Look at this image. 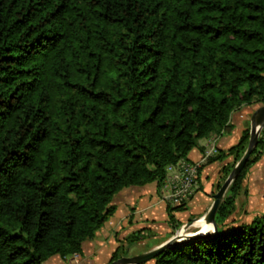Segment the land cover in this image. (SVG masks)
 <instances>
[{"label": "trees", "instance_id": "1", "mask_svg": "<svg viewBox=\"0 0 264 264\" xmlns=\"http://www.w3.org/2000/svg\"><path fill=\"white\" fill-rule=\"evenodd\" d=\"M252 103L264 104V0H0V264L81 254L120 190L160 189L168 165ZM249 130L197 180L204 165L239 158ZM263 150L264 127L217 231L153 264H264V214L226 223ZM186 205L167 203L174 229Z\"/></svg>", "mask_w": 264, "mask_h": 264}, {"label": "crops", "instance_id": "2", "mask_svg": "<svg viewBox=\"0 0 264 264\" xmlns=\"http://www.w3.org/2000/svg\"><path fill=\"white\" fill-rule=\"evenodd\" d=\"M237 113L238 111H235L230 119L231 134L235 133L236 135H238L239 132L242 131V129L244 128V124L248 119L246 112L245 114L236 117ZM211 139H213L215 145H218L219 140L222 141V144H224L226 137H221L220 135H211L206 139L200 140L199 143L204 147V145L209 143ZM200 157L201 151L197 147L193 148L187 155V158L192 161H197L200 159ZM203 176L204 169L199 173L200 186H196V190L190 200L187 202L186 208L190 207V205L195 201L194 197L196 196V194L200 192V190H202L203 193L201 192L200 199H196L198 205L191 206V208L187 210V213L183 216V218L192 216L200 217L201 215H204L213 201L214 194H210L205 189L206 186H201L204 183L202 179ZM199 178L197 182L199 181ZM112 204L115 206V211L112 216L104 223V225L97 231L95 235L97 238L96 241H94L95 237L91 240L85 241L83 243L82 253L78 254L77 258H73V256L62 258L59 255H53L45 261V264H65L66 261H68L69 263L75 261L78 264H96L94 263L93 258L96 257L97 252L101 248H105V243L108 240L112 239L110 238L112 236L111 231L118 230L122 227L124 228L122 230L123 233L120 238H125L131 232H134V230H139L141 228H145L141 231V235L143 236L144 234L147 235V232H149L150 234L153 233L155 241L147 248H145L142 252L138 253H143L150 249H153L169 239L171 235L169 233V227H165V220L167 219L168 215L166 208L167 204L164 200L161 199L160 189L158 188L156 182L147 183L142 186H130L123 188L114 196ZM157 224H159L161 230L157 228ZM192 225L200 227L199 230L211 228L210 224L201 220L195 221L190 226ZM199 230H196L194 232H197ZM145 243L146 242H144V244ZM117 245L118 243L115 240H110V250L103 252V254H105L106 256L105 258H103V260H101L99 264L107 263L111 256V253L117 247ZM124 255L126 256L129 254L125 253L122 256Z\"/></svg>", "mask_w": 264, "mask_h": 264}, {"label": "rangeland", "instance_id": "3", "mask_svg": "<svg viewBox=\"0 0 264 264\" xmlns=\"http://www.w3.org/2000/svg\"><path fill=\"white\" fill-rule=\"evenodd\" d=\"M264 104L262 103H252L250 105L242 106L240 109L236 110L238 113L236 114L238 116H241L242 114H247L248 119L246 120L244 124V128L250 129V122L254 115V113L257 111V109ZM233 115V114H232ZM241 131V132H242ZM241 132H239L238 135L235 133L231 134V128L226 129L220 136L226 137L224 144H222L219 140L218 145H215L217 147V150H227L230 146L234 145L236 142H238L239 137L241 135ZM248 142L245 146V150L247 148ZM244 150V151H245ZM244 153V152H243ZM242 153V155H243ZM241 155V156H242ZM241 156L237 159L234 158V155L231 154L229 156H226L223 158V160H216L210 164H206L203 166L201 171L204 169V176H203V184L201 186H206V190L210 194H214L219 187L222 185V183L225 181L227 176L229 175L230 171L234 167V165L238 162V160L241 158ZM229 169V171H228ZM200 186V178L197 182L196 186ZM219 186V187H218ZM202 190L196 194L194 197V202L190 205V207H187L183 210L175 211L174 215L177 219V221L180 222V226L177 229H174L171 226V223L168 220V215L166 221V226L169 227V233L171 236L175 235L176 233H191L196 230H199L200 227L198 226H190L188 228L183 229V225L185 222L193 221L192 224L196 221L193 219H199L200 217H187L183 218V216L187 213V210L191 208V206H197L198 202H196V199H200ZM227 192V191H226ZM203 193V192H202ZM161 194V190H160ZM226 195V193H225ZM225 197V196H224ZM166 204L168 203L165 201ZM207 212V211H206ZM205 212V213H206ZM264 214V150L259 158L248 170L245 177L242 180L239 192L236 196L235 202H234V208L228 219L226 220L227 223H241V222H249L254 216ZM204 221V220H201ZM128 224V222H127ZM123 228H120L118 230H112V236L110 240L116 241L118 243L117 247L125 249L124 252L129 254L126 256H131L130 254H137L138 252H142L145 248H147L149 245H151L155 240L153 237V233L147 232V235L144 234V238H142L139 241H136L134 243H131L130 245L125 242V238H120L123 233ZM134 228V227H132ZM157 228L161 230V227L159 224H157ZM145 228L139 229L142 231ZM138 231V230H134ZM132 233V232H131ZM169 237V238H170ZM96 236L94 238V241H96ZM121 239V240H120ZM110 240H108L105 243V248H101L98 252L96 257L93 258L94 263L99 264L103 258H105V254L103 252H106L107 250H110ZM144 242H146L144 244ZM116 247V248H117ZM115 248V249H116ZM129 248V249H128ZM114 249V250H115ZM113 250V251H114ZM124 253V254H125ZM112 254V253H111ZM119 254H123L122 250H120ZM139 254V253H138ZM125 256V255H124ZM96 258V259H95ZM111 258V256H110ZM107 261V263L110 261ZM97 260V261H95ZM105 263V264H107ZM65 264H78L75 261L72 263H69L68 261L65 262ZM104 264V263H102ZM144 264H153V260H149L145 262Z\"/></svg>", "mask_w": 264, "mask_h": 264}, {"label": "water", "instance_id": "4", "mask_svg": "<svg viewBox=\"0 0 264 264\" xmlns=\"http://www.w3.org/2000/svg\"><path fill=\"white\" fill-rule=\"evenodd\" d=\"M264 127V105L259 107L257 111L254 113L251 122H250V130H249V139L248 145L246 150L244 151L241 158L238 162L234 165L232 170L230 171L229 175L219 187V189L213 195V201L208 208L207 212L200 217L199 219L193 220H204L206 223L211 225L210 229L199 230L197 232L191 233H176L175 235L171 236L168 240L163 242L162 244L158 245L157 247L150 249L146 252L139 253L136 255L131 256H121L115 260L109 261L107 264H144L145 262L152 260L156 257L160 252H162L166 247L171 244L177 243L185 238L194 237L197 235H204L208 233H215L217 231V225L215 222V215L216 212L222 203L225 193L228 190L232 181L238 177L241 170L244 168L246 162L248 161L251 153L255 149L258 137L262 128ZM193 221L187 222L183 225V229L188 228Z\"/></svg>", "mask_w": 264, "mask_h": 264}, {"label": "built area", "instance_id": "5", "mask_svg": "<svg viewBox=\"0 0 264 264\" xmlns=\"http://www.w3.org/2000/svg\"><path fill=\"white\" fill-rule=\"evenodd\" d=\"M217 153V147L213 139L204 145L201 157L197 161L180 159L175 164L168 165L166 177L163 181L161 199L171 205L187 203L196 190L198 170L208 157ZM77 258L78 254L72 255Z\"/></svg>", "mask_w": 264, "mask_h": 264}]
</instances>
